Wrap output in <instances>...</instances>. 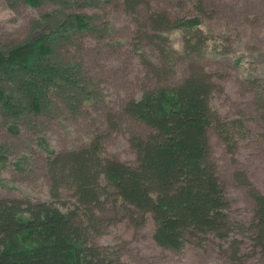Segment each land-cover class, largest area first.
<instances>
[{
	"label": "rangeland",
	"instance_id": "obj_1",
	"mask_svg": "<svg viewBox=\"0 0 264 264\" xmlns=\"http://www.w3.org/2000/svg\"><path fill=\"white\" fill-rule=\"evenodd\" d=\"M36 1L31 6L0 0V48L51 28L57 37L50 63L67 73L55 88L42 91L37 109L22 81L2 75L0 198L49 200L51 154L97 147L100 157L134 166L133 144L152 129L125 115L122 107L157 82L147 60L165 64L170 72L161 82L165 85L183 80L195 60L214 83L210 106L216 122L207 136L240 260H232L227 241L206 233L187 234L178 249L158 245L152 216L146 214L142 221L137 211L130 216L112 193L101 196V208L88 210L96 218L89 230L92 242L126 264H264L243 227L254 210L249 189L264 195V0H146L148 5H139L135 14L125 10L123 0ZM153 10L167 12L171 19L199 17L210 45L187 56L179 33L152 45L142 33L148 31ZM75 14L87 16L86 28L66 25ZM58 191L59 202L75 206L69 183Z\"/></svg>",
	"mask_w": 264,
	"mask_h": 264
},
{
	"label": "trees",
	"instance_id": "obj_2",
	"mask_svg": "<svg viewBox=\"0 0 264 264\" xmlns=\"http://www.w3.org/2000/svg\"><path fill=\"white\" fill-rule=\"evenodd\" d=\"M23 1L31 6L38 4L36 0ZM123 4L130 14H135L139 5H148L146 0H123ZM74 19L66 25L87 27L86 15L75 14ZM147 20L148 31L142 34L152 45L168 40L172 33L183 35L182 47L187 56L210 45L197 16L171 19L167 12L153 10ZM56 37L51 28L42 29L29 41L0 48V98L4 74L22 81L32 107L38 108L42 91L55 88L57 79L67 73L50 63L48 57ZM154 49L163 53L160 48ZM193 61L183 80L165 85L161 82L170 74L165 64L147 60V68L157 82L122 107L125 115L152 129L145 139L133 144L137 156L134 166L100 157L97 147L51 154L47 162L53 181L49 200L0 198V264H126L96 246L89 232L96 219L89 208H101V196L111 193L130 216L134 211L141 221L146 214L152 216L153 239L158 245L178 249L187 234L206 233L227 241L232 260H240L239 241L231 235L232 226L225 212L228 203L207 136L208 128L216 122L210 106L214 83ZM3 166L0 155V169ZM66 182L77 197L74 207L58 200V190ZM249 195L254 202L253 216L248 225L242 226L264 259V195L254 187Z\"/></svg>",
	"mask_w": 264,
	"mask_h": 264
}]
</instances>
